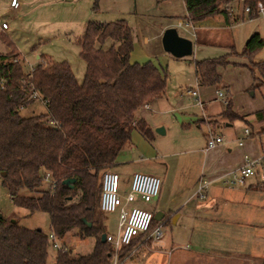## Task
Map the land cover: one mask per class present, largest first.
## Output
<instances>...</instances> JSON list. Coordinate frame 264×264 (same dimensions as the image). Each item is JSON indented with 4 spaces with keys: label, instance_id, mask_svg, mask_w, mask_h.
Segmentation results:
<instances>
[{
    "label": "rangeland",
    "instance_id": "rangeland-1",
    "mask_svg": "<svg viewBox=\"0 0 264 264\" xmlns=\"http://www.w3.org/2000/svg\"><path fill=\"white\" fill-rule=\"evenodd\" d=\"M10 1L0 0V23L6 21L9 25L6 32L1 28L0 32L14 42L15 51L23 61L25 70H29L38 61L39 56L45 55L52 60H67L80 81L85 63L79 56L80 47L76 37L84 33L86 22L90 19L110 21L124 18L132 30L133 47L130 60L140 63L150 60L166 74L164 95L154 100L150 106L143 105L147 107L144 115L148 121L159 123V126L153 127L154 130L163 127L165 131L156 134L158 152L153 156L150 153L151 157L146 155L144 150L151 149V141L145 137L144 139L143 135L133 128L131 143L136 145V149L131 151L132 159L136 157L140 159L141 156L142 160H130L131 162L113 166V171L120 174L124 182H129L133 171L152 173L161 178L159 197L151 201L137 198L136 203L151 211L165 212V216L159 221V223L163 222L161 228L164 236L160 240H143L133 246L129 254L133 252V260L139 261L143 257L138 264H169L167 250L170 247H177V250L185 248L188 251H214L215 247L225 244L226 247L220 249L225 250L226 253L233 254L231 252L234 251L247 256H260L258 260L252 262L227 260L228 264H264V192L247 188L253 180L254 182L260 180L258 174L249 176L244 186L222 185L218 182L220 186L225 187V190L233 192L230 200L221 205L218 213H214L212 208L210 214L206 216L208 219L195 220L194 224L191 223V218L185 217L187 205L186 201L181 200L183 199L181 196L196 189L197 184L193 189L191 181L205 159L203 147L206 145V134L209 130L221 135L224 144L232 151L237 148L235 144L238 140L244 137L245 127L254 131L253 137L257 141H264V119L258 120L253 117L255 111L264 107V87H258V78H252L248 58L228 53L229 60H234L235 63L218 68L225 85L209 86L208 93L203 94L199 93L196 85L193 67L194 59L219 56L229 52L231 46L240 51L246 38L255 31L264 39V14L248 18L244 12L241 20L233 21L229 29H224L226 33L214 31L207 23L211 19L201 23L200 27L197 21L194 24V35L195 33L197 35L194 37L193 34L185 33L181 27L174 25L177 18L185 19L183 0H19L17 14L10 10ZM233 5L235 8L238 6L236 12L243 11L241 1H236ZM167 22L173 23L171 26H175L179 34L189 37L197 44H202V48L195 47L190 55L180 57L169 55L163 50L161 43V36L166 28L162 27ZM241 33L244 36H241ZM246 33H248L247 37ZM9 50L10 47L0 39V51ZM252 59L257 61L264 59V45ZM255 74L258 76L256 71ZM188 88L195 89L199 96L189 94ZM217 89L226 95V99L229 96L232 99L235 118L220 114L225 102L219 97ZM227 89L230 90L229 93L226 92ZM199 100L205 101L207 104L205 109L202 108ZM45 111V103L38 97L20 107L19 114L29 116ZM203 116L204 120L201 119ZM137 133L140 134V140L134 137ZM43 186H49L47 179H44ZM253 186L256 187L257 184ZM209 190L211 191V185ZM20 192L35 195L39 193L26 187ZM170 197H173V200H168ZM196 197L194 199H201L199 195ZM179 210L183 211V214L175 222V216L172 217L171 212ZM0 213L9 219H16L22 225L41 227L49 231V215L46 212H30L12 203L6 188L2 185L1 173ZM103 215L105 231L115 234L118 223L117 210L103 212ZM212 216L219 219V225L212 224ZM222 226L226 229L224 234L217 230ZM55 240L60 245L68 246L73 253H78L89 251L93 239L90 236L80 237L74 229L62 238L55 237ZM55 250L49 248V262L54 260ZM149 254L150 257H147ZM190 261L191 264L199 262Z\"/></svg>",
    "mask_w": 264,
    "mask_h": 264
},
{
    "label": "trees",
    "instance_id": "trees-1",
    "mask_svg": "<svg viewBox=\"0 0 264 264\" xmlns=\"http://www.w3.org/2000/svg\"><path fill=\"white\" fill-rule=\"evenodd\" d=\"M236 1H241L243 10L248 6L254 11L258 2L264 5V0H183L185 17L194 23L222 14L229 23L227 5ZM251 11L246 13L248 18L258 16ZM0 39L10 47L7 52L0 51L2 185L15 206L49 215V231L0 216V264H111L113 249L100 237L106 233L99 208L101 175L118 162L121 151L130 145L133 128L152 139V128L144 118L136 119L135 112L164 93L166 74L150 60H130L132 30L124 18L86 22L84 33L76 37L79 56L85 63L80 81L65 59L41 55L25 70L12 39L2 32ZM263 45V37L255 31L240 51L231 46L229 52L219 56L194 59L197 85L220 84L218 68L235 63L228 58V53H234L248 58L252 78H258V87H264V59H252ZM38 97L44 101L46 111L21 116L20 107ZM220 114L236 117L230 96ZM254 116L263 120L264 107ZM47 173L49 186L45 187ZM67 178H74L71 185L64 182ZM256 184L264 190V181ZM23 187L39 193L22 194ZM159 221L153 216L149 230ZM74 229L80 237L93 238L91 249L73 253L59 248L49 262V234L62 238ZM144 235L123 244L119 258L130 256Z\"/></svg>",
    "mask_w": 264,
    "mask_h": 264
},
{
    "label": "crops",
    "instance_id": "crops-1",
    "mask_svg": "<svg viewBox=\"0 0 264 264\" xmlns=\"http://www.w3.org/2000/svg\"><path fill=\"white\" fill-rule=\"evenodd\" d=\"M22 3H23V1H22ZM184 6H185V4H184ZM9 7H10V5H9ZM234 8L235 7L233 4L229 3L227 5V11H228V16H229V20H230L229 23L225 22V18L222 14H215L213 16H207L204 19L198 21L197 22L198 27H200L201 23L205 22L207 19H211L210 20L211 22L209 20H207V21H209L207 23H209V25H211V27L214 29V31L218 30L219 32H217V33H220L221 31H224L226 33V31H225L226 28L229 29L232 22L236 21V20H234V17L241 15L240 18L237 20V21H239L243 18V15L245 12L244 10L241 12H236V10L238 9V6H236L235 9ZM10 10H12L16 14L19 13V5L16 9H13L12 7H10ZM185 15H186V9L184 11V18H186ZM194 24H195V22L193 23V25ZM171 25H173V23L167 22L166 24L163 25L162 28L167 27V26H171ZM8 29H9V25L7 26L6 29H4L5 32ZM181 30L184 31L185 33L187 32L183 28H181ZM247 34L248 33L245 34L246 37H247ZM196 35L197 34L195 33L194 37H196ZM241 36H244V35L241 33ZM145 41H146V38H145ZM195 47H196V49L197 48L201 49L202 44H197L196 41H192V50ZM162 48H163V46H162ZM163 50H164V48H163ZM164 51H166V50H164ZM168 53H169V55H171L170 52H168ZM148 54L151 55V53H148ZM167 56H168V54H167ZM198 56H202V55L198 54ZM194 74H195V70H194ZM195 81H196V85H197L196 74H195ZM220 84L222 86L225 85L224 82H222V80H221ZM197 86H198L200 94L208 93V91H209L208 89L210 88L209 86H199V85H197ZM188 89H190V88H188ZM188 89H187V92H188ZM226 92L229 93L230 90L227 89ZM199 93L197 92V95H196L197 97L199 96L198 95ZM162 95H164V93ZM160 97H158V98H160ZM158 98L151 99L150 101H148L147 105L150 106V104ZM199 102H200L203 109H205L207 107L206 106L207 104H205L204 100H201V101L199 100ZM146 109H147V107H144V106L139 107L135 112V118L136 119L145 118V121H147V124L153 130V137H152V139H150L151 149L150 150L149 149L144 150V153L146 155L150 156V153H151V156H153L154 154H156V152H158V149H159V146L156 143V140L158 139L156 134L160 133V132L155 131L153 127L159 126L158 125L159 123H153V122L148 121V119L144 115L145 114L144 112ZM137 112H138V114H137ZM253 117H255V116L253 115ZM203 118H204V116L201 119L204 120ZM187 124L188 123H186V125ZM227 124H229V123H227ZM250 131H251V133L249 136L244 135V137L239 139V140H242L241 143H239V140H238L237 144H235V146L237 148H235L234 151H232L227 145H225L224 142L218 143L217 145H215L211 148L205 149V147H203V151H204L203 152L204 153L203 158L205 157V159L202 162L201 166L199 165V167L197 168V174L195 176H193V179L191 181V184H192L191 187L193 186V189H194L195 184H197L196 182L198 181L197 179H199L200 177H208L212 180L211 184H210L211 185V191L208 188V191L206 192V194L204 196H202V197L199 196L201 198L199 200L194 199V197L198 196L195 194L194 190H191V193L189 192V193L181 196V198H183V199H181L182 202L186 201L185 203L187 205V209H186L187 211H185L184 215H185V217L191 218L192 224H194L195 220L198 221L201 218L208 219V217H206V216L210 214L212 208L214 209V213H218L220 211L221 205L226 204L225 201L230 200L233 192H228L230 190H225V187L220 186L221 184L218 183L219 180L217 178L219 176V174L224 172L225 170L239 166L243 162L244 156L246 154H248L249 156H258L261 153L262 149L264 148V141H262V140L257 141L253 137L254 131L252 129H250ZM138 133H141V132L138 130ZM138 133L134 134L135 135L134 137H137L139 139L140 134H138ZM142 137L144 138V136H142ZM131 139H132V133H131ZM132 145L133 144L131 143L130 145H128L127 147H125L121 151V153L118 156V162L116 164H120V163H124V162H131L133 160H142L143 157H141V156H140V159L138 157H136V159H132L133 156H132L131 151L136 149V145H133V146ZM111 169L113 170V167ZM132 173H131V175H132ZM118 175L120 177V174H118ZM131 175H130V178H131ZM129 182H130V179H129ZM129 182H126V181L124 182V180L120 177L121 190H126L125 188H128ZM256 182H257V180H256ZM256 182H254V180H253V182H250L248 184L247 188L253 189L255 191H260V192L263 191L264 192V190H261L255 186H253L254 183H256ZM249 185H251V186H249ZM160 191H159V193H160ZM158 195H157V197H159ZM168 200H173V197H170ZM161 211L164 214V211L163 210H161ZM171 214H172L171 215L172 217L175 216L174 221L177 222L180 219V217L182 216L183 211L179 210V211H175L174 213L171 212ZM192 220H193V222H192ZM211 220H212L211 222L213 225L214 224L219 225L218 224V221H219L218 218L212 216ZM224 221L225 220L223 219V222ZM188 226H190V225H188ZM219 227H221V226H219ZM217 230L223 234L226 231V229H223V226H222V228H218ZM160 239H158V240H160ZM92 243H93V240H92ZM160 246H162V245H160ZM217 247L218 248L215 247L213 249L214 251H212V250H209V251H206V250L188 251L185 248H182L183 250H177L178 249L177 247H170V249L167 250V255L169 257V264H191L190 260H198L199 261V262H196L195 264H228L229 262L227 263V260H247V261L252 262L253 260H255V259L258 260V258H260L259 255L258 256H247V255H243L240 253H236L234 251L231 252L233 254H229L228 252L226 253L225 250L220 249V248L226 247L225 244H221L220 246H217ZM234 247L236 248L235 245H234ZM151 254H149L147 257H150ZM231 257H233L234 259L233 258L231 259ZM144 258H146V257H144ZM133 259H134V257H133V252H132L131 255L128 256V259L125 261V264H128V263L138 264V263H140V260L143 259V257L139 261L133 260Z\"/></svg>",
    "mask_w": 264,
    "mask_h": 264
},
{
    "label": "built area",
    "instance_id": "built-area-1",
    "mask_svg": "<svg viewBox=\"0 0 264 264\" xmlns=\"http://www.w3.org/2000/svg\"><path fill=\"white\" fill-rule=\"evenodd\" d=\"M19 5V0H11L10 7L16 9ZM246 13H250V8H244ZM251 14H264V5L261 2L256 4L254 11ZM176 27H181L189 34L194 35V25L189 19L178 18L175 20ZM8 26L6 21L0 23L1 29H6ZM192 95H197L196 90L188 89ZM218 95L226 102V95L218 90ZM200 103V102H199ZM147 105V104H144ZM251 133L248 127L244 129V135L249 136ZM223 142V137L209 130L206 134V148H211L218 143ZM242 140H239L241 143ZM260 176L259 181H264V148L258 156H246L243 162L234 168L225 170L217 177L221 184L244 186L249 176ZM46 179L49 180V174H46ZM211 179L208 177H200L197 181L195 194L204 196L208 191ZM258 182V181H257ZM161 188V178L152 173L143 171H134L131 175L129 186L126 190H120V177L118 173L112 169L105 170L101 175V193L99 200V208L102 212L117 210L118 223L116 233H105V240L108 241L113 249L111 264H125V259L119 258V249L123 244L129 243L135 236L145 233L143 240L160 239L163 236L162 223L160 222L149 230L153 211L141 207L136 203L137 198L144 201H151L159 194ZM51 239V247L53 249H69L66 245H60L55 240L53 233L49 234Z\"/></svg>",
    "mask_w": 264,
    "mask_h": 264
},
{
    "label": "water",
    "instance_id": "water-1",
    "mask_svg": "<svg viewBox=\"0 0 264 264\" xmlns=\"http://www.w3.org/2000/svg\"><path fill=\"white\" fill-rule=\"evenodd\" d=\"M161 43L164 50L170 52L172 55L176 57L190 55L192 53V40L189 37L179 34L177 28L175 26H168L164 29L161 36ZM155 131L163 133V127H157ZM4 172H1L3 175ZM74 181V178H67L64 182H69L70 185ZM163 212L161 210H157L154 212V218L160 220ZM0 216L2 214L0 213ZM85 220V219H84ZM90 224V222H88ZM101 240H105V232L101 233Z\"/></svg>",
    "mask_w": 264,
    "mask_h": 264
},
{
    "label": "flooded vegetation",
    "instance_id": "flooded-vegetation-1",
    "mask_svg": "<svg viewBox=\"0 0 264 264\" xmlns=\"http://www.w3.org/2000/svg\"><path fill=\"white\" fill-rule=\"evenodd\" d=\"M163 215H164V214H163ZM163 215H162V216H163Z\"/></svg>",
    "mask_w": 264,
    "mask_h": 264
}]
</instances>
